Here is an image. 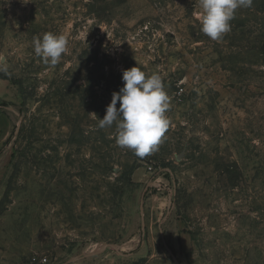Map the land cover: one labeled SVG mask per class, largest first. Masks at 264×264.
Wrapping results in <instances>:
<instances>
[{
    "label": "rangeland",
    "instance_id": "rangeland-1",
    "mask_svg": "<svg viewBox=\"0 0 264 264\" xmlns=\"http://www.w3.org/2000/svg\"><path fill=\"white\" fill-rule=\"evenodd\" d=\"M200 12L0 0V79L16 91L0 100V264H264V0L218 40ZM49 32L67 40L55 65L34 51ZM134 66L169 96L144 157L99 127Z\"/></svg>",
    "mask_w": 264,
    "mask_h": 264
},
{
    "label": "clouds",
    "instance_id": "clouds-1",
    "mask_svg": "<svg viewBox=\"0 0 264 264\" xmlns=\"http://www.w3.org/2000/svg\"><path fill=\"white\" fill-rule=\"evenodd\" d=\"M253 0H199L198 16L202 32L212 40L222 38L231 30V21L240 8H250ZM67 50L62 34L46 33L34 39V51L45 61L55 65ZM0 70L6 71L4 68ZM124 86L114 92L106 115L99 119V127L117 126V144L130 149L138 157L157 150L169 129L166 115L169 96L158 73L146 75L138 66L123 71ZM119 102V108L117 103ZM95 114V113H91Z\"/></svg>",
    "mask_w": 264,
    "mask_h": 264
},
{
    "label": "crops",
    "instance_id": "crops-1",
    "mask_svg": "<svg viewBox=\"0 0 264 264\" xmlns=\"http://www.w3.org/2000/svg\"><path fill=\"white\" fill-rule=\"evenodd\" d=\"M16 91L14 88L9 87L8 82L0 79V100L12 101L15 97Z\"/></svg>",
    "mask_w": 264,
    "mask_h": 264
}]
</instances>
